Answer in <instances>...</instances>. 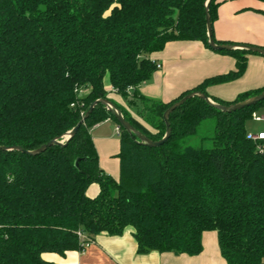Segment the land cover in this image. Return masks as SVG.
Here are the masks:
<instances>
[{
    "label": "trees",
    "instance_id": "1",
    "mask_svg": "<svg viewBox=\"0 0 264 264\" xmlns=\"http://www.w3.org/2000/svg\"><path fill=\"white\" fill-rule=\"evenodd\" d=\"M206 1L0 0V264H53L42 255L81 251L97 235L120 236L126 228L138 254L197 256L202 234L215 232L226 264H264V153L246 139V122L264 110V99L223 112L194 96L169 115L170 137L157 148L125 132L101 103L66 136L94 102L108 101L138 134L159 141L172 104L242 75L252 53L220 51L235 60V72L168 104L138 92L156 70L149 56L167 43L197 41L209 49ZM217 1L207 7L211 26ZM106 81L155 134L107 99ZM263 93L248 91L233 102L206 96L227 108ZM108 119L120 129L117 182L100 170L90 136ZM208 119L211 147L186 144ZM51 141L35 155L1 150L35 152ZM91 184L99 187L92 199L85 194Z\"/></svg>",
    "mask_w": 264,
    "mask_h": 264
},
{
    "label": "crops",
    "instance_id": "2",
    "mask_svg": "<svg viewBox=\"0 0 264 264\" xmlns=\"http://www.w3.org/2000/svg\"><path fill=\"white\" fill-rule=\"evenodd\" d=\"M217 2L216 19L212 23L213 40L264 49V1ZM149 59L161 68L154 71L149 81L139 86L138 92L143 98L162 104L174 101L208 79L236 71V62L232 57L213 52L197 41L169 42L160 52L151 54ZM261 88H264V58L248 54L242 75L230 82L210 85L205 93L214 100L233 102L238 95ZM105 90L107 99L137 119L134 109L127 107L108 81L105 82ZM117 127L114 121L108 119L90 129L98 166L115 182L119 179L120 133L116 132ZM98 193L96 184L89 185L85 192L91 199ZM132 233L131 228H126L120 236L101 233L86 243L81 251L67 252L64 256L44 254L42 258L53 264H226L220 255L215 232L202 234V251L192 257L157 252L138 254Z\"/></svg>",
    "mask_w": 264,
    "mask_h": 264
},
{
    "label": "water",
    "instance_id": "3",
    "mask_svg": "<svg viewBox=\"0 0 264 264\" xmlns=\"http://www.w3.org/2000/svg\"><path fill=\"white\" fill-rule=\"evenodd\" d=\"M213 0H207L206 4H205V12H206V16H205V22H206V30H207V38H208V46L209 49L213 52H220V51H229V50H245L249 53L264 57V49L262 48H258V47H253V46H227V45H215L213 42V38H212V26L210 23V19L208 17L207 14V7L208 5L212 2ZM197 96L199 97L201 100L205 101L207 104H209L210 106L216 108V109H220L223 112H235V111H239L243 108L246 107H250V106H254L255 104H257L258 102H260L261 100L264 99V93L258 97L246 100L242 103H238L234 106L231 107H221L219 105L214 104L212 101H210L206 95L204 94H190L185 96L184 98H182L181 100H179L178 102H175L174 104H172L163 114V122L165 125V135L164 137L156 142H152L148 139H146L145 137L141 136L140 134L137 133V131L132 128L122 117V115L120 114V112L115 109V107L108 101H96L94 102L90 108L87 110V112L85 113V115L83 116L81 122L74 128L72 129L66 136L68 138H71L75 135L78 127L80 126L81 123H83L87 117L89 116V114L91 113L93 107L97 104V103H101L104 104L106 106V109L111 111L117 121V123L119 124V126L128 134H134L138 137V139L140 140L141 143L145 144L146 146H148L149 148H157L160 147L161 145H163L164 143L167 142V140L170 137L171 134V129H170V125L168 122V117L169 115L174 112L177 108H179L181 105H183L188 99ZM53 144H55L54 141H51L50 143L42 146L38 151L35 152H24L21 148L18 147H11V148H1V150L3 151H17V152H21V153H27L28 155H35L41 151H44L45 149H47L48 147L52 146ZM77 161L75 162L74 166L75 168H77Z\"/></svg>",
    "mask_w": 264,
    "mask_h": 264
},
{
    "label": "rangeland",
    "instance_id": "4",
    "mask_svg": "<svg viewBox=\"0 0 264 264\" xmlns=\"http://www.w3.org/2000/svg\"><path fill=\"white\" fill-rule=\"evenodd\" d=\"M211 101V100H210ZM258 117H264V110H260L256 113ZM140 124L143 128H145L151 134H155L149 126L145 125L140 121ZM213 121L208 119L204 121L200 127L198 128L197 136L190 137L185 140L186 144L192 147H204L209 148L211 147L210 138L213 136ZM246 131L251 134H257L260 132H264V122H254L253 120H249L246 122Z\"/></svg>",
    "mask_w": 264,
    "mask_h": 264
},
{
    "label": "built area",
    "instance_id": "5",
    "mask_svg": "<svg viewBox=\"0 0 264 264\" xmlns=\"http://www.w3.org/2000/svg\"><path fill=\"white\" fill-rule=\"evenodd\" d=\"M153 63V62H152ZM155 64V63H153ZM161 68L160 65L158 64H155V69L156 70H159ZM114 92L115 90L112 89ZM130 91V90H129ZM252 120L256 123L258 122H264V117H258L256 114H252ZM116 132L117 133H120V129L119 127L116 128ZM246 139L251 141L252 143H254L256 145V148L257 150L259 151V153L263 154L264 153V149L263 147L260 145L261 143L264 142V132H260V133H257V134H251V133H248L246 134ZM77 236L80 240H84L85 239V236L83 233L81 232H78L77 233Z\"/></svg>",
    "mask_w": 264,
    "mask_h": 264
}]
</instances>
